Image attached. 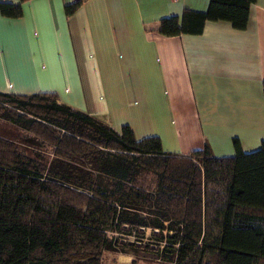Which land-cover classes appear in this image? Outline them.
Wrapping results in <instances>:
<instances>
[{
  "label": "trees",
  "instance_id": "trees-1",
  "mask_svg": "<svg viewBox=\"0 0 264 264\" xmlns=\"http://www.w3.org/2000/svg\"><path fill=\"white\" fill-rule=\"evenodd\" d=\"M23 1H0V13L20 17ZM254 1L210 0L155 31L199 34L217 20L244 29ZM80 4L65 5L66 16ZM0 117L52 150L44 163L0 136V264H101L115 234L146 229L154 244L145 248L164 264H264V141L245 152L235 138L232 155L207 144L165 152L158 136L116 131L55 93L0 92Z\"/></svg>",
  "mask_w": 264,
  "mask_h": 264
},
{
  "label": "crops",
  "instance_id": "crops-1",
  "mask_svg": "<svg viewBox=\"0 0 264 264\" xmlns=\"http://www.w3.org/2000/svg\"><path fill=\"white\" fill-rule=\"evenodd\" d=\"M18 4L20 0H0ZM26 0L21 16L0 13V92L55 93L136 139L156 135L165 152L207 144L232 155L264 141V0L247 25L206 21L201 33L165 36L163 17L205 11L210 0Z\"/></svg>",
  "mask_w": 264,
  "mask_h": 264
},
{
  "label": "rangeland",
  "instance_id": "rangeland-1",
  "mask_svg": "<svg viewBox=\"0 0 264 264\" xmlns=\"http://www.w3.org/2000/svg\"><path fill=\"white\" fill-rule=\"evenodd\" d=\"M0 136L14 142L18 150L24 155L32 156L48 164L52 158V150L48 144L35 134L1 117ZM150 234V229H146L144 236L140 238L136 236L138 235L136 233L130 236L115 234L120 239L119 243L116 244L115 250L105 251L102 254L101 264H164L154 252L145 248L147 244H154Z\"/></svg>",
  "mask_w": 264,
  "mask_h": 264
}]
</instances>
